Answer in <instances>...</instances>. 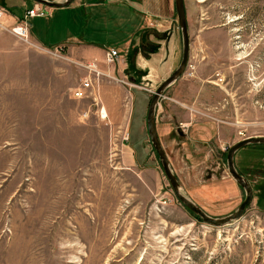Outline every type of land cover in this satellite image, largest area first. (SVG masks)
<instances>
[{
  "label": "rangeland",
  "instance_id": "1",
  "mask_svg": "<svg viewBox=\"0 0 264 264\" xmlns=\"http://www.w3.org/2000/svg\"><path fill=\"white\" fill-rule=\"evenodd\" d=\"M74 4L43 5L31 21L73 43L45 45L31 30L25 63L0 57V264H264V144L235 159L254 200L216 227L180 202L151 144V99L183 56L175 0ZM185 10L191 55L156 129L182 194L226 217L245 198L228 150L264 135V0H185ZM89 78V96L74 98Z\"/></svg>",
  "mask_w": 264,
  "mask_h": 264
},
{
  "label": "water",
  "instance_id": "2",
  "mask_svg": "<svg viewBox=\"0 0 264 264\" xmlns=\"http://www.w3.org/2000/svg\"><path fill=\"white\" fill-rule=\"evenodd\" d=\"M35 1L39 4L49 6L54 9H62L72 5L76 0H31ZM175 11H177L178 23L181 27L182 32V40H183V50H182V60L177 70L173 72L157 89L154 93L153 98L151 99V103L149 105V109L147 112V129L149 132V137L151 144H153V148L155 149L158 157L161 160L162 168L164 173L166 174L173 190L177 196V198L182 202L185 206H187L196 216L203 219L204 222L216 227V226H224L229 225L233 221H237L241 219L245 214L247 207L254 200V191L252 185H250L249 181L245 176H243L239 170L236 168V154L239 150L243 149V147L248 145H257L264 144V135H257L253 137L243 138L240 142L231 146L228 150V171H230L232 177L236 180L238 185H240L243 189H245V198L243 203L239 206V208L230 214V216L226 217H212L208 215L203 208L199 207L194 201H192L187 195L182 194L180 182L178 176L173 172L171 168V164L169 158L167 157V153L164 149L163 144H161L160 137L158 134V129H156V110L163 97L164 93L167 89L173 85L176 81H178L181 76L185 73L186 67L188 65L190 59V48H191V40L189 35V25L187 22V11L185 10V0H175Z\"/></svg>",
  "mask_w": 264,
  "mask_h": 264
},
{
  "label": "crops",
  "instance_id": "3",
  "mask_svg": "<svg viewBox=\"0 0 264 264\" xmlns=\"http://www.w3.org/2000/svg\"><path fill=\"white\" fill-rule=\"evenodd\" d=\"M7 3L12 2V6H7ZM28 4V0L21 1V0H0V7L1 8H5L8 12V14L6 15L5 19L2 22V25L4 24V26H0V57H2L4 55V53H12L13 55H19L20 54V63H25L27 60L24 58V56H26V54L28 52H30V48L27 47L26 45H24L21 42V39L19 37H17L14 33H12L11 31H9V27L11 25L14 24L15 21H17L18 19H23L25 16V13L27 10L32 9L31 8H26V10L22 13L21 9L23 8L22 6H25ZM75 5L74 3L71 5L73 6ZM105 5V4H104ZM70 7V6H69ZM78 7V6H77ZM54 9V8H53ZM18 10V12H17ZM57 10V9H55ZM32 19L36 20V19H44V17H39V16H35L32 17L31 19H29V24H30V30H32V33L34 35V38L36 40H38L39 42L45 44V45H57V44H63V43H68L71 44L72 42H66L64 41L63 43L60 41H54L56 39H52V30L50 24L47 22V24H39L42 28V30L46 29L47 30V34H41V32L39 30H34V25H32ZM42 22V21H39ZM56 42V43H55ZM24 53L25 55L22 56L21 54ZM6 55V54H5ZM3 59V58H1Z\"/></svg>",
  "mask_w": 264,
  "mask_h": 264
},
{
  "label": "built area",
  "instance_id": "4",
  "mask_svg": "<svg viewBox=\"0 0 264 264\" xmlns=\"http://www.w3.org/2000/svg\"><path fill=\"white\" fill-rule=\"evenodd\" d=\"M48 9L44 8L43 5L36 4L32 7V9H29L25 13V17L23 19H18L16 21V25H14L12 28L9 27L10 31H12L17 37H19L23 41H27L30 43L29 38L31 34L30 30V24L29 19L35 16L39 17H45L47 16ZM8 14L7 10L3 7H0V26L2 25L3 20L5 19L6 15ZM106 57H108V60L110 62H115L116 60H119L121 58L120 52L115 49H111L107 51ZM92 66V65H91ZM91 70L93 71L94 68ZM123 81H125L123 79ZM93 81L91 78L84 80L77 89H75L74 92V98L79 99L82 97L89 96V92L93 89Z\"/></svg>",
  "mask_w": 264,
  "mask_h": 264
},
{
  "label": "flooded vegetation",
  "instance_id": "5",
  "mask_svg": "<svg viewBox=\"0 0 264 264\" xmlns=\"http://www.w3.org/2000/svg\"><path fill=\"white\" fill-rule=\"evenodd\" d=\"M143 41L146 42V41H145V38H143Z\"/></svg>",
  "mask_w": 264,
  "mask_h": 264
},
{
  "label": "trees",
  "instance_id": "6",
  "mask_svg": "<svg viewBox=\"0 0 264 264\" xmlns=\"http://www.w3.org/2000/svg\"><path fill=\"white\" fill-rule=\"evenodd\" d=\"M6 4H7V2H6Z\"/></svg>",
  "mask_w": 264,
  "mask_h": 264
}]
</instances>
